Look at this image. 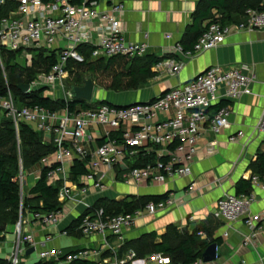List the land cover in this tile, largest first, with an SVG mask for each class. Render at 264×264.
Returning <instances> with one entry per match:
<instances>
[{"label": "built area", "instance_id": "2783aa9c", "mask_svg": "<svg viewBox=\"0 0 264 264\" xmlns=\"http://www.w3.org/2000/svg\"><path fill=\"white\" fill-rule=\"evenodd\" d=\"M16 2L18 5L14 11L0 17V49L19 51V57L25 59L27 66L31 65L36 49L44 48L46 54H50L51 50L58 52L50 69L36 74L27 83L26 92L42 88L44 96L67 103L70 100L68 63L71 59L83 60L77 49L79 45L93 47L91 58L139 57L149 49L148 32H143L142 38L137 41L124 37L120 19L125 11L122 2L110 0L102 9L98 7L100 0H82L79 3H72L71 0ZM263 6L264 0H261L260 7L246 8L243 17L231 24L223 23L220 16H216L200 34L192 50L184 51L182 45L176 43L175 52L186 55L200 53L222 44L232 31L263 29ZM62 41L65 47L59 46ZM163 64L168 72L177 74L184 62L170 57ZM254 79V75L245 74L237 66L211 65L202 74L168 88L151 100L119 105L101 103V100L95 101L92 97L91 107L75 111H70L67 106L49 110L39 105H19L12 90L7 87L6 94L0 97V120L2 117L9 118L17 134L20 123L32 124L44 141L53 144L50 156L41 160L49 168L46 182L58 186L57 199L61 205L75 202L92 211L82 217L78 228L85 235L99 234L103 237L102 249L108 256L101 259V264H134L136 253L133 250L125 254L119 250L124 242L125 229L142 212L153 214L173 205V199L167 195L159 201H148L132 213L110 216L104 215L102 208L92 209L93 204L83 201L80 195L86 191L85 185L89 183L101 191L107 189L101 166L119 167L123 181L136 184H160L188 176L197 153L201 127L219 134L230 125V105L219 106L213 112L209 110L219 100L218 88L224 86L225 97L235 100L252 93ZM159 114L164 118L159 119ZM255 127L264 138V105ZM244 136L243 130H237L227 137V141L239 143ZM141 150L146 153L154 151L155 159L137 165L141 162L138 154ZM75 159L86 160L87 168V173L80 176L77 182L69 178L70 166ZM21 179L17 177L22 196ZM82 180L86 184L82 185ZM251 184L264 191V180L258 176L251 177ZM255 200L253 191L240 195L225 193L218 198L212 212L215 219L227 223L244 221L249 230L244 237V245L251 243L258 232L264 231V206L259 212H250ZM60 213L61 210L20 213L14 225L15 245L8 264H18L19 254L30 247L41 260L66 264L99 255L98 249L64 251L48 246L51 234L37 239L33 232L26 229L30 222L44 227L56 225ZM198 235L206 237L202 231H198ZM226 235L227 232L224 233ZM149 262L169 264L170 258L160 252H152L142 260V264Z\"/></svg>", "mask_w": 264, "mask_h": 264}, {"label": "crops", "instance_id": "0c3cea01", "mask_svg": "<svg viewBox=\"0 0 264 264\" xmlns=\"http://www.w3.org/2000/svg\"><path fill=\"white\" fill-rule=\"evenodd\" d=\"M109 1L100 0L98 7L100 9L106 7ZM112 1L122 2L125 7L120 19L126 39L137 41L142 38L143 32H148L150 46L147 53L166 57L165 59L174 57L184 62L177 74L168 72L163 64L165 59L154 65L151 68L154 75L145 85L129 90L132 92L129 93L128 100L123 101L121 105L151 100L168 88L201 74L211 65L237 66L245 74L254 75L255 79L251 84L252 93L235 100L225 97L224 86L218 88L219 100L209 110L213 112L221 103L230 105V125L219 134H213L205 126L201 127L197 153L191 163L188 176L160 184H136L123 181L119 167L101 166L107 189L101 191L87 183L86 191L80 196L84 202L94 204L99 198L120 200L131 196L170 195L173 205L153 214L142 212L133 219L132 225L125 229L124 241L136 240L143 235L148 236L149 245L143 254H137L135 249L129 246L125 247L124 242L119 246L121 254H125L128 250L136 253L134 264H142V260L153 252L152 244L162 241L170 225H173L178 232L188 233L199 227L206 235L205 238L200 236L202 239L216 240V258L211 262H203L200 258L192 264H264V231L258 232L251 243L244 245L243 240L249 230L242 219L227 223L215 219L212 215L219 197L225 193H235L238 180L251 179L256 175L251 165L258 152L264 153V138L255 127L264 105V28L232 31L219 46L186 55L175 52L174 46L180 43L186 27L192 23V14L200 0ZM210 14L213 18L220 16V20L222 18V22L227 24L235 23L239 19L235 18L237 14H231L233 17L231 19L223 17L221 11L216 8H212ZM211 20V17L203 20L201 26H205ZM167 34L170 36L166 37ZM160 118L164 116L159 114ZM237 130L244 131L243 140L239 143L228 142L227 137ZM41 166L45 165L41 162V165L37 166L38 175ZM28 171H23V188L27 185V192H24V195L30 197L29 189L38 177L34 175L35 171L32 173ZM81 184L86 183L82 180ZM251 191L254 192L256 200L250 206V212L256 213L264 206V191L252 184ZM60 210V218L56 225L44 227L30 222L26 229L33 232L37 239L45 234H51L52 239L48 246L59 247L64 251L82 248L98 249L99 255H94L88 260L101 263V259L108 256L102 249L101 235H85L81 231L69 232V225L85 211L84 206L68 201L61 205ZM64 230L67 231L65 234L62 233ZM225 232H227L226 236H224ZM0 238V242L8 241L6 245L0 246V259L6 260L4 264H8L15 245L13 225H5ZM172 242L175 243V240ZM20 255L18 262L25 264H33L41 260L36 251L28 255L23 252ZM51 261L53 264H66Z\"/></svg>", "mask_w": 264, "mask_h": 264}, {"label": "trees", "instance_id": "16d2710c", "mask_svg": "<svg viewBox=\"0 0 264 264\" xmlns=\"http://www.w3.org/2000/svg\"><path fill=\"white\" fill-rule=\"evenodd\" d=\"M49 1V0H44ZM72 3H79L82 0H71ZM261 0H200L195 11L192 14V23L185 29L180 43L184 51L192 50L194 43L200 34L208 26H201V22L207 18L214 19L210 11L216 8L221 11V15L226 18H233L231 14H237L240 20L244 11L248 7H260ZM16 0H4L0 3V17L7 15L17 8ZM264 7V6H263ZM240 16V17H239ZM234 20V19H233ZM212 21V20H211ZM221 21L222 18H221ZM92 46L79 45V53L83 56L82 61L69 60V82L82 84L81 73L89 72L98 83L108 90L125 91L134 90L147 83L154 73L151 68L163 61L166 57H159L155 54L146 53L139 57L113 56L109 58L99 57L91 58ZM44 48L36 49L33 52L32 63L28 67H23L17 61L19 51H9L5 48L0 49V56L4 58L3 64L7 75L18 74L23 79L6 84L3 82L0 68V97L6 94L7 87L10 88L19 105H39L49 110H57L67 106L70 111L78 108L85 109L92 106L91 103L79 100H69L67 103L62 99H52L43 95L42 88L34 89L29 92H22L17 88L20 83L30 82L37 71L47 72L56 62L57 50H51L46 54ZM101 103L111 102L101 100ZM222 106L218 104L217 107ZM17 137L21 141V156L17 150ZM9 147V148H7ZM54 149L52 143H45L40 133L35 131L29 124L20 123L18 134L13 123L9 118L2 117L0 120V227L5 225H14L19 214L29 212H50L61 209V204L57 199L58 186L46 182L47 166H41L39 177L35 184L29 189L30 197L20 195V188L17 177L20 171V160L23 171L28 170L34 165H39L42 158L50 154ZM139 161L137 165L146 162H152L155 159V152L139 151ZM162 159H164L162 157ZM252 171L259 179L264 180V153L258 152L256 159L252 163ZM87 173L86 160H73L70 166L69 178L72 181H78L80 176ZM251 191V179H240L235 185V194L240 195ZM167 195H142L131 196L120 200L99 198L92 206V209L102 208L104 215L129 214L136 209L142 208L148 201H159ZM92 212L85 210L70 225L69 232L81 231L78 227L82 217ZM0 229V233H1ZM198 231L204 230L196 227L191 233L178 232L170 225L167 232L164 233L162 241L152 244L153 252H160L170 258L169 264H192L200 259L204 249L208 244L215 242V239H202ZM150 235V234H149ZM152 235V234H151ZM150 235V236H151ZM147 235L132 240L124 241V246L134 248L137 254H143L148 247ZM1 239V238H0ZM175 240V243L172 241ZM6 260L0 259V264ZM18 264H25L19 262ZM33 264H53L51 260H39ZM70 264H101L88 259L77 260Z\"/></svg>", "mask_w": 264, "mask_h": 264}, {"label": "rangeland", "instance_id": "374dc122", "mask_svg": "<svg viewBox=\"0 0 264 264\" xmlns=\"http://www.w3.org/2000/svg\"><path fill=\"white\" fill-rule=\"evenodd\" d=\"M65 43L62 41V42H59V46L60 47H65ZM31 52V50H29ZM3 61H4V58L0 56V68H1V73H2V79H3V82L6 83V84H9L11 82H16V81H20L22 80L23 78L21 76H17L18 74H13V75H7V72L5 70V66L3 64ZM17 61L19 62V64H21L23 67H28L25 62V59L23 58H20L18 57L17 58ZM42 71H37L36 74L40 73ZM36 76V75H35ZM81 80L83 81L85 78H88L89 76L92 77L93 79V82H94V91H93V99L96 101V100H107L113 104H119L121 105V103H123V101H127L128 98H129V93L132 92L129 90H125V91H113V90H108L106 88H104L103 86H101L97 80L94 79L93 76L90 75L89 72H84V73H81ZM83 83V82H82ZM81 85V84H79ZM69 88V87H68ZM31 127L33 126L32 124H29ZM42 140L44 141V139L42 138ZM45 143H48L46 141H44ZM20 145H21V141H20V138L17 137V150H18V154L20 155L21 154V148H20ZM9 148V147H7ZM21 156V155H20ZM20 160V171H19V175L22 179V185H23V176H24V172H23V169H22V164H21V159L19 158ZM41 165V162L39 163V165H34L32 167H30L28 170V172L32 173L33 171L34 172V175H36L37 177H39L38 175V171H37V166H40ZM24 190V191H23ZM24 192H27V185H24V188H22V196L24 195ZM15 225V224H14ZM14 225H13V229H14ZM8 243L7 240H5V242H0V246H4ZM11 253V252H9ZM33 253V252H32ZM20 255V254H19ZM21 256V255H20ZM19 256V257H20Z\"/></svg>", "mask_w": 264, "mask_h": 264}, {"label": "water", "instance_id": "95a60500", "mask_svg": "<svg viewBox=\"0 0 264 264\" xmlns=\"http://www.w3.org/2000/svg\"><path fill=\"white\" fill-rule=\"evenodd\" d=\"M0 3H1V0H0ZM28 87L29 86L27 83H20L17 85V88L21 90L22 92H26ZM68 87H69L68 98L70 100L85 101L87 103H90L92 101L93 91H94V82H93L92 77L89 76L88 78H85L81 85L75 84L74 82H69ZM99 175H100L99 173L96 174L97 177H99ZM4 228H5V224H3L0 227L1 230H3ZM216 248H217V244L215 242L208 244L202 253V256H201L202 261L203 262L213 261L216 258ZM33 251H34V248L30 247L26 249L25 254L28 255L32 253Z\"/></svg>", "mask_w": 264, "mask_h": 264}, {"label": "clouds", "instance_id": "9594fccd", "mask_svg": "<svg viewBox=\"0 0 264 264\" xmlns=\"http://www.w3.org/2000/svg\"><path fill=\"white\" fill-rule=\"evenodd\" d=\"M138 6V5H137Z\"/></svg>", "mask_w": 264, "mask_h": 264}]
</instances>
